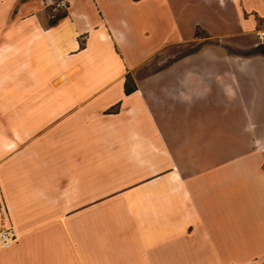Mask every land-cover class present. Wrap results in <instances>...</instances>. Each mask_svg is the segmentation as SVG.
Listing matches in <instances>:
<instances>
[{"label": "crops", "instance_id": "obj_1", "mask_svg": "<svg viewBox=\"0 0 264 264\" xmlns=\"http://www.w3.org/2000/svg\"><path fill=\"white\" fill-rule=\"evenodd\" d=\"M68 4L0 0V264H264V0Z\"/></svg>", "mask_w": 264, "mask_h": 264}, {"label": "rangeland", "instance_id": "obj_2", "mask_svg": "<svg viewBox=\"0 0 264 264\" xmlns=\"http://www.w3.org/2000/svg\"><path fill=\"white\" fill-rule=\"evenodd\" d=\"M20 2H23L26 4V9L25 12L32 10V9H39L43 10L45 13L46 17V22L48 23L49 21L55 19L58 15L62 13H67L68 11V0L67 1V6H62L59 5L58 3L61 0H19ZM15 13V11H14ZM13 13V14H14ZM222 28H232V27H222ZM262 28V27H261ZM195 34L197 35H202L201 38L205 39L203 37V33L201 32L200 28L196 27L195 29ZM258 35V34H257ZM264 39V37H263ZM211 41L214 42L216 39H206V40H200V39H191V40H186L181 43L179 46H170L166 47L165 52L158 54L156 53L154 56H152L149 61L146 63L148 66H157L159 65V62L161 59H164V62H168L172 59L173 54H178V53H184L188 52L191 50H194L198 48L203 42L206 41ZM260 37H237L235 40H232L230 42H226L224 44V49L229 51V52H251L254 51L255 45L258 43H263L264 41H259ZM256 43V44H254ZM264 44V43H263ZM161 56V57H159ZM163 63V62H162Z\"/></svg>", "mask_w": 264, "mask_h": 264}, {"label": "built area", "instance_id": "obj_3", "mask_svg": "<svg viewBox=\"0 0 264 264\" xmlns=\"http://www.w3.org/2000/svg\"><path fill=\"white\" fill-rule=\"evenodd\" d=\"M59 5L67 6L66 0H61ZM258 36L260 37V41H264V31H258ZM16 234L12 228V226L2 225L0 227V244L2 246H8L10 243H12L14 240H16Z\"/></svg>", "mask_w": 264, "mask_h": 264}, {"label": "trees", "instance_id": "obj_4", "mask_svg": "<svg viewBox=\"0 0 264 264\" xmlns=\"http://www.w3.org/2000/svg\"><path fill=\"white\" fill-rule=\"evenodd\" d=\"M63 15H65V13H62V14H60V15H58L54 20H56L57 18H59V17H61V16H63ZM264 43V42H263ZM263 43H258L257 45H255V48H254V50L255 51H258V52H261V53H264V44ZM130 81V78H129V76H127V78H126V86H125V90L128 92V91H130L131 90V86L130 85H128V82Z\"/></svg>", "mask_w": 264, "mask_h": 264}]
</instances>
